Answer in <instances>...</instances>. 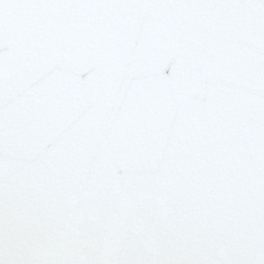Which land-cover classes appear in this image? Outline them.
<instances>
[{"label": "water", "instance_id": "95a60500", "mask_svg": "<svg viewBox=\"0 0 264 264\" xmlns=\"http://www.w3.org/2000/svg\"><path fill=\"white\" fill-rule=\"evenodd\" d=\"M260 15L249 0H0L6 245L62 246L242 165Z\"/></svg>", "mask_w": 264, "mask_h": 264}, {"label": "snow or ice", "instance_id": "6c2138e0", "mask_svg": "<svg viewBox=\"0 0 264 264\" xmlns=\"http://www.w3.org/2000/svg\"><path fill=\"white\" fill-rule=\"evenodd\" d=\"M249 2L261 15L248 159L235 171L218 166L212 187L173 193L151 212L74 227L62 246L41 247L23 232L6 245L0 222V264H264V0Z\"/></svg>", "mask_w": 264, "mask_h": 264}]
</instances>
